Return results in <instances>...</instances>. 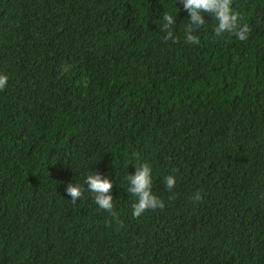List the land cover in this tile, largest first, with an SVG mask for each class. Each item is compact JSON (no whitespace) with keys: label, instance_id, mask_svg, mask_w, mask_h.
<instances>
[{"label":"trees","instance_id":"trees-1","mask_svg":"<svg viewBox=\"0 0 264 264\" xmlns=\"http://www.w3.org/2000/svg\"><path fill=\"white\" fill-rule=\"evenodd\" d=\"M232 7L247 40L205 14L190 44L182 0H0V264H264V0ZM144 163L165 207L134 218Z\"/></svg>","mask_w":264,"mask_h":264},{"label":"clouds","instance_id":"clouds-1","mask_svg":"<svg viewBox=\"0 0 264 264\" xmlns=\"http://www.w3.org/2000/svg\"><path fill=\"white\" fill-rule=\"evenodd\" d=\"M184 10L188 13L190 19L185 26V39L187 43L199 44L200 38L194 33L205 25V14L216 20L214 32L217 37L224 33H231L237 39L244 41L248 38L250 31L246 23H241V16L235 12L232 7L233 0H182ZM176 16L164 12L163 20L166 22L162 25V30L167 32L165 40H174L173 33L170 30L176 24ZM175 42V40H174ZM8 76L0 73V91H3L8 83ZM125 179L128 181L127 191L135 201L132 204V216L139 218L147 210L163 209L165 204L152 191V168L149 164L144 163L136 166L135 174H128ZM165 187L171 191L175 184L176 178L168 175L164 178ZM85 184L87 190L93 194L94 202L100 209L111 213L113 217L117 216L114 211V197L111 194L113 181L101 173L93 172L86 177ZM85 189L78 183L69 182L66 186V193L71 197V202L75 204L81 199ZM173 199L174 197H169ZM194 200H200L202 197L196 193ZM121 226H122V222Z\"/></svg>","mask_w":264,"mask_h":264}]
</instances>
